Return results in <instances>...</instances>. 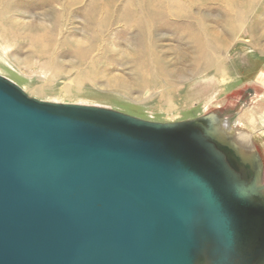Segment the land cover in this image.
<instances>
[{"label":"water","instance_id":"water-1","mask_svg":"<svg viewBox=\"0 0 264 264\" xmlns=\"http://www.w3.org/2000/svg\"><path fill=\"white\" fill-rule=\"evenodd\" d=\"M215 130L0 76V264H264L263 187Z\"/></svg>","mask_w":264,"mask_h":264},{"label":"rangeland","instance_id":"rangeland-1","mask_svg":"<svg viewBox=\"0 0 264 264\" xmlns=\"http://www.w3.org/2000/svg\"><path fill=\"white\" fill-rule=\"evenodd\" d=\"M89 1L63 0L60 10L46 7L10 14L22 28L17 33L26 37L0 36V76L40 101L98 106L162 124L216 125V138L252 159L264 193V0L245 14L234 35L216 2L191 9L198 14L207 51L227 66L222 76L200 65L194 72L197 49L178 28L179 22L146 35L138 26L117 20L127 0H98L96 14L105 23L93 28ZM58 12L60 33L54 45L42 51L29 36L50 28ZM82 50H88L85 57ZM182 69L193 73L181 76ZM220 122L230 126L235 140L219 137ZM234 141L248 148L243 152Z\"/></svg>","mask_w":264,"mask_h":264},{"label":"bare ground","instance_id":"bare-ground-1","mask_svg":"<svg viewBox=\"0 0 264 264\" xmlns=\"http://www.w3.org/2000/svg\"><path fill=\"white\" fill-rule=\"evenodd\" d=\"M80 1L81 0H75V2ZM257 1L258 0H127L123 5L119 19L117 20L119 22L123 21L125 26H138L142 32L144 31L146 33V35L152 34V32H155L157 29L164 28L167 24L172 26L179 22L177 25L179 26L178 28H181L182 31L186 32L187 36L194 42V46L197 49V56L194 57V72L195 70H198L200 65V69L206 70L207 73L214 71L222 76V73L225 72L227 66L221 63V59L216 58L214 54L207 51L208 45L205 44L206 42L204 43L203 38L199 33V31H201L199 30L201 25L198 19V14L193 15L191 9L196 8L200 10L206 7L207 4L216 2L224 10L226 16L225 26H227L228 32H230L231 35H234L240 31L241 26L244 24L243 17L245 14L258 9ZM62 2L63 0H0V36L3 40H8L9 38L15 39L14 37H26L23 33H17L18 31H22V28L18 26L16 21L9 17L14 11L18 13H26L30 10H40L46 7L50 9L55 7V10H60V4ZM87 6V9L92 10V13H90L88 17L90 26L93 28H100V25L105 23V18L100 19V17H97L96 8L99 7L98 0H90ZM136 7H142V11L139 12V9L136 11ZM60 15L61 13L58 12L57 17L50 28H44L40 34L32 33L29 36L33 42L36 41V43L39 44L42 51H47L48 48H51L54 45L56 36L60 33V29L58 28ZM13 29H17V31L14 32ZM143 36L145 37V35ZM217 43V50H220L219 47L222 41L218 40ZM86 51L88 50L81 51L82 54H84L83 57L86 56ZM160 69L164 71L163 68ZM179 72H181V76L193 73L192 70L188 69H182ZM67 91L68 87H64L63 92L67 93ZM160 98L164 99L165 97L161 96ZM219 129V137L221 139H223V137H231V139L235 140L234 134L229 131L230 126L220 122ZM243 143L246 144V142ZM234 145L239 150L241 149V151L248 148L246 145L244 146L237 143V141ZM259 182L260 181L258 180L256 187H258Z\"/></svg>","mask_w":264,"mask_h":264},{"label":"flooded vegetation","instance_id":"flooded-vegetation-1","mask_svg":"<svg viewBox=\"0 0 264 264\" xmlns=\"http://www.w3.org/2000/svg\"><path fill=\"white\" fill-rule=\"evenodd\" d=\"M231 158L234 160V162H233V163H234V165H236L237 167H239V166H240V164H239V163H237V160H236L234 157H232V156H231ZM258 187H259V189H260V188H262V187H263V185H262V184H260V182H259V183H258Z\"/></svg>","mask_w":264,"mask_h":264}]
</instances>
